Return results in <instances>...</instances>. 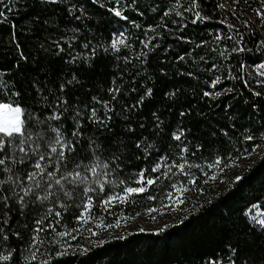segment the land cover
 Masks as SVG:
<instances>
[{"label":"trees","instance_id":"1","mask_svg":"<svg viewBox=\"0 0 264 264\" xmlns=\"http://www.w3.org/2000/svg\"><path fill=\"white\" fill-rule=\"evenodd\" d=\"M219 2L237 8L240 21L237 26L246 33V47L252 51L235 53L227 62L233 65V74L241 76L242 79L233 81L222 77V83L217 84L215 90L211 88V79L219 74L218 72L208 76L197 72L199 79L180 75L182 71L194 70L196 66L188 57H185V61L177 58L189 47H194L200 39L211 40L210 34L219 27L217 21L220 17L212 11L216 8L212 0L203 6L209 9L205 14L213 18L193 24L190 22L191 13L185 12V17L189 19L185 21L187 28L183 30L172 23L173 20H180L175 15L165 17L163 21L160 19L165 8L173 6L175 0H138L139 11L135 8L125 9L124 5L131 4V0H121L120 5H117L115 0H68V3L63 0L57 3H52L50 0H14L15 11L6 13L7 20L0 17V21H3L0 22V71L6 73L0 79L10 84L15 82L14 91L20 92L24 104H31L39 99V93L34 87L35 81H40L41 88H47L59 94L58 84L71 79L72 73L77 75L78 83L69 85L65 89L69 106L84 108L85 111H87L85 105L99 108L100 106L92 101L93 96L115 104V110L109 113L113 117L110 124L113 132H97L94 125L88 124V131L85 134L87 137H92L96 143H100L105 136L107 137L105 145L107 151L99 154L102 161L118 164L119 160L123 159L125 163L119 167L125 172L139 171L147 167L146 176L156 175L151 173L150 169L161 153L168 151L175 158L177 142L171 139V134L177 124L191 129L188 138L191 143L187 158L193 165L200 164L203 167L206 163L213 162L216 155L226 157L221 161L219 168L204 167L203 171L209 173L207 176L200 168L193 167L190 170L186 168V171H190L191 175L197 178L194 185L187 182L191 176L186 178L177 173L175 177L170 176L167 180H159L145 193L132 194L134 203L117 205L112 209L114 216L103 213L105 223H110L121 215L135 216L137 212L139 214L147 212V209L153 206L159 209L163 207L161 199L164 194L172 190L171 183H175L177 187L186 186L193 193L200 192L203 195L202 198L191 199L190 206L181 213L179 218L168 222V227L163 232L133 231L97 241L90 239L87 232L81 230L82 236L77 235L76 239H71V235L58 238L64 243L73 245L71 252L76 254L55 257V251L63 250L60 247L51 249L53 255L49 256L41 247V252L37 256L38 261L47 259L49 264H203L205 260L215 257L222 260L223 264H228L227 245L231 244L232 247L238 248L237 264H241L242 260H247L248 264H264V234H261L257 228L250 227L254 223L252 217H256L253 210L264 213V138L259 136V132L264 129H261L257 123L258 120L264 121V84L254 82L255 67L250 63L257 57L264 62V50L258 46V41L264 39V27L260 26L257 15L264 4H261V0H247V3L240 0L239 5H233L232 0H219ZM71 3H76L78 6L83 4L87 18L74 20L73 14L68 11ZM181 3L185 8L187 7L186 0H181ZM114 7L121 8L124 15L129 17L128 21L116 17L111 11ZM175 7L178 11H184V8L179 5ZM141 12L144 15H140ZM74 15H80V13L76 12ZM36 17H39V24L35 22ZM46 20L47 24L44 23ZM133 20L141 27H133L131 24ZM244 20H248L251 29L255 31L251 40L248 37L249 26L242 23ZM121 24L128 29L129 43L133 45L131 49L122 48L119 53L120 56L132 58L127 67L125 61L117 60V53L111 50L107 54L98 50L97 55L92 57L89 49H83L82 44L87 41H91L92 47L98 44L107 45L113 38L111 33L120 28ZM149 24L154 26V30H148ZM164 24L168 27L164 28ZM156 25L159 27H155ZM66 28L80 29L77 33L80 39L74 42V45L75 51L83 52L84 56L76 63H65L69 59L65 54L68 50L65 41H61L65 44V53L59 56L55 53V46L49 43L61 35H70L63 31ZM145 31L149 38L156 37L147 48L140 43L145 40ZM13 33L15 40L19 42V49L13 41ZM157 33H163V35H157ZM181 35L192 37L195 43L189 45L177 39ZM41 44L47 51L41 50ZM168 45L172 47L168 48ZM142 48L148 52L146 64L136 59V54ZM20 51L28 57L27 61L21 59ZM197 51L204 54L203 49ZM197 63H199L198 60ZM241 63L245 65V68L244 71L238 72ZM121 71H125L122 79ZM224 75H227L226 70ZM114 77L116 83L122 86V91L117 95L116 101H111L112 94L108 92V89L112 87ZM244 79L248 80L247 86L244 84ZM205 80L208 83H205ZM131 87H135L137 91H128L127 89ZM149 87L153 89L150 97L145 95V89ZM228 87L233 88L234 91L218 99L203 96L204 91H220ZM171 92H176V95H166ZM254 92H261L262 95L256 97L253 95ZM44 94L48 95L47 92ZM141 95H145L143 105L129 110L131 105L137 103ZM253 104L258 105V109L253 108ZM189 108L193 110L192 113L183 118L180 117V112H187ZM153 112L157 113L161 121H164L159 132L155 131ZM98 114L103 116V110ZM74 123L75 121L70 117L63 120L62 127L67 129L66 134L73 131ZM233 123L236 125L235 129L231 127ZM140 124H144L145 127L140 128ZM129 127L134 128L135 131L128 132ZM221 128H227L228 136H224L219 131ZM245 129H251L257 135V139L243 140L240 134L244 133ZM213 132L216 133L215 136L211 135ZM142 136L146 137L149 143L155 144L159 150L153 151L148 160H145L143 153L135 147V141ZM116 138L119 139L118 148L111 146ZM197 143L202 144L203 148L195 149L194 145ZM257 143L260 144L259 148L254 146ZM91 147H94L91 143L84 144V149L78 145L75 161L87 162L83 160V157L87 155L85 149ZM193 151L196 152L195 156L191 155ZM137 156L140 157L139 160L136 159ZM235 163H242L239 175L243 179L240 181L231 179L223 186L217 185L210 188L213 182L212 173L214 172L216 177L220 178V174ZM71 167L72 165L69 164V170ZM10 174H0V180H6ZM86 187H94L96 190L95 207L91 212L94 219L88 222L95 227L101 217L99 201L115 192L107 189L101 192L98 186L94 185ZM0 191L11 195L6 186L0 188ZM151 195H157L158 199L150 200ZM81 196L82 193L77 192L75 200L62 201L69 207L67 213L57 209L62 212L57 231L66 228L71 233L72 227H81V224H74L75 216L82 211V208L77 206L82 203ZM167 202L168 200H163L164 204ZM10 207L11 211L5 217L4 213L7 210L0 203V227L5 229L8 237L5 240L4 234H0V253L14 251L15 255L11 264H36L25 258L28 256L32 243L34 220L43 215L45 209L31 204L21 207L17 198L10 201ZM21 212L23 215L20 214ZM16 232L20 233L19 237L14 235ZM51 238H53L51 229L47 233L40 234L42 240ZM79 249H87V251ZM0 264H6V262L0 261Z\"/></svg>","mask_w":264,"mask_h":264},{"label":"snow or ice","instance_id":"2","mask_svg":"<svg viewBox=\"0 0 264 264\" xmlns=\"http://www.w3.org/2000/svg\"><path fill=\"white\" fill-rule=\"evenodd\" d=\"M52 3H57L59 0H50ZM63 2L68 3V0H63ZM210 0H186L187 7L181 3V0H175V4L171 7H166L163 15L160 19L163 21L165 17L175 15L180 18L179 21L173 20L172 23L176 24L179 29L183 30L187 28L188 17H185V12L191 13L190 22L196 24L197 22H206L211 20L213 17L205 14L209 9H206L203 5L209 3ZM215 2L216 8L212 11L219 15L216 27L211 33V40L200 39L198 43H195L192 37L188 36H178L177 39L183 41L186 44L192 45L195 43L194 47H189V49L184 53L179 55L177 58L180 61H185V57L192 60L193 64L196 66L194 70H189L187 72H181L180 75H186L188 77H193L194 79H199L197 72L200 75H211L214 72L219 74L214 75L211 79V88L216 89L217 84L222 83V77L229 80L242 79L241 76L233 74V65L227 63L230 57L235 53H245L251 52L252 49L246 47L245 36L246 33L242 32L238 28L239 13L237 8L229 7L225 3L219 2V0H212ZM247 3V0H244ZM117 5L121 4V0H115ZM14 0H0V17L7 20L6 13H11L15 11L13 7ZM233 5H239L240 0H232ZM261 4H264V0H261ZM138 0H131V4H125V9L135 8L139 11ZM175 5H179L184 8V11H178ZM68 11L72 15L74 20H81L82 18H87V12L83 4L79 6L76 3H71ZM116 17H120L123 21H128L129 17L124 15V12L119 7H114L111 9ZM79 12L80 15H74V13ZM140 15H144L143 12ZM260 19V26L264 27V13H257ZM231 17V18H230ZM3 22V21H0ZM35 22L39 24V17H36ZM45 24L48 21H44ZM244 25L249 26L248 37L255 35V31L251 29L248 20L242 22ZM131 24L135 28H140L141 25L135 20L131 21ZM155 27H159L156 25ZM164 28L168 25L164 24ZM15 28V25H13ZM123 29V30H121ZM148 30H154L152 24L148 25ZM66 33L70 35H61L56 40H51L49 43L55 46L54 50L57 56L61 53H65V44L61 41L67 43V52L65 53L69 59L65 63H76L82 56L83 52H76L74 42L79 41L77 33L80 31L79 28L75 29H64ZM128 29L123 27L121 24L120 28L115 29L111 33L112 39L110 43L98 44L96 47H92L91 41L84 42L82 44L83 49H89L91 56L95 57L98 50L103 51L105 54L111 50L117 53L116 59H123L125 65L131 63L132 58L130 56H120V50L131 49L133 45L129 43V35H127ZM145 40L140 41L147 48L151 45L152 40L156 39L155 36L149 38L147 31H145ZM157 35H163V33H157ZM13 41L16 43L17 49H19V42L15 40L13 33ZM158 46V45H157ZM258 46L261 50H264V39L258 41ZM172 45H168L171 48ZM41 50L47 51L44 45H40ZM203 49L204 54H200L197 50ZM21 59L27 61L28 57L24 56L23 52L20 51ZM148 52L142 48L140 52L136 54V59L140 60L142 64L147 63ZM197 60L199 63H197ZM255 67L256 75L253 77L256 84H264V62H261V58L257 57L250 61ZM204 65L205 67H201ZM17 67L19 63L17 62ZM245 65L241 63L238 67V72L244 71ZM224 70H226L227 75H224ZM163 71V70H162ZM6 73L0 71V77H3ZM125 71L120 72V78L122 79ZM251 76V73H249ZM133 80L135 76L133 75ZM208 83L207 80L204 81ZM78 83V78L75 73L71 74V79H67L64 82L58 84L59 94L53 92L47 88L40 87V81L34 82V87L39 93V99L34 100L31 104H24L21 94L19 91H14L16 88L15 82L9 83L6 80L0 79V174L11 173L7 176L6 180H0V188L7 187V190L11 192V195H6L0 191V203L3 204L4 208L7 210L4 215L7 217L8 212L11 211L10 201L14 198L19 200L21 207H26L29 204L45 209V213L41 215L38 219L34 220V228L32 230V243L28 250V256L25 258L29 261H34L36 264H49L47 259L43 261H38L37 256L41 252V247L45 249L49 256L53 255L51 249L62 247L63 250H57L54 252L55 257H64L67 254H76L71 252L73 245L64 243L62 239L71 235V239H76L77 235L82 236L81 227H72L71 233L65 228L57 231V226L60 224L62 219V212L57 209H62L64 213H67L69 205L63 203L67 199L75 200L76 193H82L80 205L78 207L82 208L79 215L75 216L74 224H87L93 221L94 217L91 212L95 207V196L96 190L94 187H86L89 185L98 186L101 192L106 189L109 191H114L115 194L108 195L107 198L99 201V209L101 217L99 218L98 224L95 227H86L85 230L88 231L89 235H96L97 227L103 226L105 228L111 229L113 227L120 228L121 221L123 217H116L114 223H105L103 218V213L108 215H115L112 209L117 205L123 206L125 204L134 203V198L132 194L145 193L152 186L156 185L161 179H169L170 176L175 177L177 173L184 177H190L191 179L187 182L194 185L197 178L191 175L190 171L185 169H191L193 167L200 168L205 176L209 173L203 171L204 167L208 169L219 168L222 160L226 157L221 155H216L213 162L206 163L203 167L200 164L193 165L188 157L189 154V135L191 134V129L186 128L182 124H177L171 134V139L177 144L175 145L176 152L175 158L169 154L168 151L161 153L154 164L151 166V173L156 175H148L145 173L148 171L147 167L141 168L139 171L125 172L124 169L120 168L119 165L125 163L123 159H120L118 164H113L111 162H104L99 158V154L106 152L107 147V137L105 136L103 141L96 143L92 137H87L85 134L88 131V124L95 126V131L109 133L113 132L110 124L113 119L112 113L115 110V104L111 103L109 100H101L97 96H93L91 99L100 107L87 106L85 108H78L75 106L68 105V99L65 94V89L69 85ZM245 86L248 85V80L244 79ZM131 92H136L135 87L127 89ZM122 86L116 83V78L112 80V87L108 89V92L112 94L111 101L117 100V95L121 93ZM234 91L233 88H222L220 91H204L203 96L213 99H218L222 95H227ZM47 92L48 95L44 93ZM153 93L152 88L145 89V95L151 96ZM145 95L139 96V100L136 104L131 105L129 110L135 109L138 105L142 106L145 99ZM169 96H175L176 92L166 93ZM254 96L260 97L261 92H254ZM8 101V102H4ZM23 105V106H22ZM128 108V106H125ZM258 105L253 104V108L258 109ZM71 109V110H70ZM103 110V116L99 115L100 111ZM192 109L189 108L187 112H180V117L190 115ZM155 131L159 132L161 126L164 125V121L159 119L157 113L153 112ZM71 118L75 121L73 125V131L70 134L67 133V129L63 128V120ZM231 119V117H230ZM261 129H264V121H257ZM55 125V126H54ZM140 128H144V124L139 125ZM235 129L236 125L233 123L231 125ZM128 132H134L135 129L129 127ZM219 131L224 135L228 136L227 128H221ZM114 134V133H113ZM215 132L211 135L215 136ZM95 132L93 133V136ZM243 140L254 141L257 139V135L251 131V129H245L244 133L240 134ZM259 136L264 138V131L259 132ZM91 143L94 147L85 149L87 155L83 157L84 161L87 162H76L75 156L77 155V147L84 149V144ZM229 143H231V138H229ZM112 147H119V139L116 138L115 142L111 145ZM256 148L260 147V144L254 145ZM135 147L143 153L145 160L152 155L153 151H159L155 144L149 143L146 137H141L139 140L135 141ZM171 148V146H169ZM195 149L203 148V145L197 143L194 145ZM192 156L196 155V152H191ZM239 157H237L238 159ZM136 159H140L139 156ZM111 160V158H110ZM179 161V162H178ZM69 164L72 165L71 170H69ZM111 170V171H110ZM138 177V179H136ZM216 175L212 173V179H216ZM243 177L237 175L235 177L236 181L242 180ZM134 184L137 186H128ZM172 190L167 191L164 194L163 199H161V206H169L163 203V200L168 201L175 200L177 205H182L185 202L184 193L180 187H177L175 183L170 185ZM19 191H16V190ZM122 189V191H118ZM203 191V189H200ZM22 193V195H21ZM150 200H157V195L149 196ZM158 209L153 206L148 208L147 211L155 212ZM23 215V212L20 213ZM136 215H139L137 212ZM155 218V217H153ZM254 221L250 227L257 228L261 234H264V218L252 217ZM183 223V221H180ZM168 227L165 224L162 228L155 229L157 232H163ZM52 230L53 238L51 239H40L41 233H47L48 230ZM139 231H145L141 228ZM0 234H4L3 238L6 240L7 233L3 227H0ZM15 236L19 237L20 233H14ZM229 256L228 264H237L236 254L238 252L237 247H232L231 244L227 245ZM80 251H87V249H79ZM14 251L8 250L6 253H0V261L6 262V264H11ZM203 264H223V261L218 258H210L203 262ZM241 264H248L247 260H242Z\"/></svg>","mask_w":264,"mask_h":264},{"label":"rangeland","instance_id":"3","mask_svg":"<svg viewBox=\"0 0 264 264\" xmlns=\"http://www.w3.org/2000/svg\"><path fill=\"white\" fill-rule=\"evenodd\" d=\"M261 13H264V5L262 6ZM242 163H235L228 169H225L223 173L220 174V178L213 179L212 181V188L213 186L217 185H225L228 180L235 179L237 175L240 174ZM184 193L185 202L182 205H177L175 200L168 201L165 205H169L167 207L163 206L160 207L155 212H144L140 213L139 215L135 216H126L121 215L119 217H123L121 221V227L116 228L113 227L111 229L105 228L103 226L97 227L96 231L98 234L96 235H89L88 231L85 230L86 227H92L91 224H82L81 223V230H85L87 236L90 237L92 240H105L117 234H124L126 232H133L139 231V229L143 228L145 231L147 230H155L161 228L168 222L174 221L175 219L179 218L181 213L187 209L188 206L191 204V199L199 200L202 198V194L200 192L193 193L190 188L188 187H180ZM256 213V217L264 218V213L260 212L259 210H253ZM155 217V218H153ZM114 223V222H110Z\"/></svg>","mask_w":264,"mask_h":264}]
</instances>
